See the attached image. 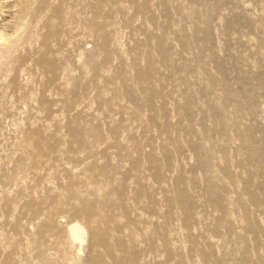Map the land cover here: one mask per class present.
<instances>
[{
    "label": "rangeland",
    "instance_id": "1",
    "mask_svg": "<svg viewBox=\"0 0 264 264\" xmlns=\"http://www.w3.org/2000/svg\"><path fill=\"white\" fill-rule=\"evenodd\" d=\"M47 2L0 68V264H264V0Z\"/></svg>",
    "mask_w": 264,
    "mask_h": 264
},
{
    "label": "bare ground",
    "instance_id": "2",
    "mask_svg": "<svg viewBox=\"0 0 264 264\" xmlns=\"http://www.w3.org/2000/svg\"><path fill=\"white\" fill-rule=\"evenodd\" d=\"M47 1L48 0H39L40 12L36 17L33 26L32 13L28 10L22 9L20 5L22 3L30 5L35 3V0H0V68L3 66V62L12 59L13 55L30 48L35 39H42L41 33L45 30L49 21L50 8L47 5ZM5 15H8L7 17L10 18L9 23H3L6 17ZM30 61H32V59ZM37 66L38 68L36 67V71H40L43 76V74L46 73V70L40 67L41 65L39 66V64H37ZM63 73H65V70L55 69L52 74V79L50 80V78H48L49 81H46L47 84L45 85L47 86L44 87L43 93L34 97L33 100L37 116L39 115L41 118L43 115V118L53 120L55 123L57 122V124H61L64 121L61 112L62 93L61 89L56 84L57 80L62 79L60 76H63ZM45 95L51 97V101L45 99ZM78 108L79 107L76 104V106L73 107V110H77ZM91 223L92 221H88L85 227L78 222H72L68 225V235L70 240L79 245L78 253L81 252V246L86 240L87 235L94 239L96 237V229ZM95 241H97V239Z\"/></svg>",
    "mask_w": 264,
    "mask_h": 264
}]
</instances>
